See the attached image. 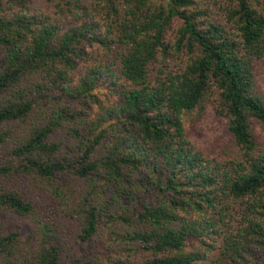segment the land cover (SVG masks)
Wrapping results in <instances>:
<instances>
[{
  "label": "trees",
  "instance_id": "obj_1",
  "mask_svg": "<svg viewBox=\"0 0 264 264\" xmlns=\"http://www.w3.org/2000/svg\"><path fill=\"white\" fill-rule=\"evenodd\" d=\"M263 58L264 0H0V264H264Z\"/></svg>",
  "mask_w": 264,
  "mask_h": 264
},
{
  "label": "rangeland",
  "instance_id": "obj_2",
  "mask_svg": "<svg viewBox=\"0 0 264 264\" xmlns=\"http://www.w3.org/2000/svg\"><path fill=\"white\" fill-rule=\"evenodd\" d=\"M257 85L264 95V58L256 66ZM196 112L184 116L185 131L192 143L201 148L221 147L229 142L224 122L210 109L196 120Z\"/></svg>",
  "mask_w": 264,
  "mask_h": 264
}]
</instances>
